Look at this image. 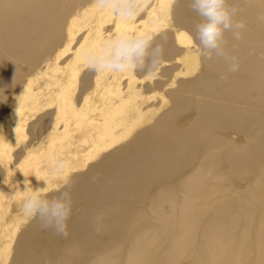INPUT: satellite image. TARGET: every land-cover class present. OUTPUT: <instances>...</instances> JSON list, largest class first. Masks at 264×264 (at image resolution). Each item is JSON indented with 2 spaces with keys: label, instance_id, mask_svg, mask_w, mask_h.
<instances>
[{
  "label": "bare ground",
  "instance_id": "bare-ground-1",
  "mask_svg": "<svg viewBox=\"0 0 264 264\" xmlns=\"http://www.w3.org/2000/svg\"><path fill=\"white\" fill-rule=\"evenodd\" d=\"M146 1L128 20L100 0H0V264H264V0H229L245 29L240 41L225 34L240 61L227 75L197 41L179 45L199 20L188 0ZM124 32L156 35V74L86 70L84 51ZM197 60L200 74L181 79ZM167 74L180 78L164 92L171 106L141 125L165 103L147 93ZM190 103L193 116L175 122ZM25 125L30 141L10 162ZM66 180L73 212L61 236L20 209L27 193L56 195Z\"/></svg>",
  "mask_w": 264,
  "mask_h": 264
},
{
  "label": "clouds",
  "instance_id": "clouds-1",
  "mask_svg": "<svg viewBox=\"0 0 264 264\" xmlns=\"http://www.w3.org/2000/svg\"><path fill=\"white\" fill-rule=\"evenodd\" d=\"M110 7L114 15L131 20L138 13V0H100ZM188 7L199 18L195 23L193 40L200 46L203 60H222L227 65L225 75L239 71V57L234 54L235 45L229 47L225 38L230 33L234 41L242 39L244 21L237 19L239 9L229 6V0H188ZM156 35L151 32L119 33L99 47H90L83 53L86 70L93 72L143 73L154 76L162 61L164 49L154 43ZM54 169L62 170L64 164L57 162ZM27 193V183L24 185ZM72 185L65 181L56 195L34 189L21 202V212L38 221L42 230L51 229L57 235L68 234V221L73 212Z\"/></svg>",
  "mask_w": 264,
  "mask_h": 264
},
{
  "label": "rangeland",
  "instance_id": "rangeland-1",
  "mask_svg": "<svg viewBox=\"0 0 264 264\" xmlns=\"http://www.w3.org/2000/svg\"><path fill=\"white\" fill-rule=\"evenodd\" d=\"M149 2V0H147L146 1V3H145V5L147 4ZM144 7H142V9H143ZM140 13H141V11H139L138 13H137V15H140ZM84 18V17H83ZM83 18H81L80 19V21H82L83 20ZM166 20H167V22H169V23H171L172 22V16L170 15V14H168L167 15V17H166ZM110 24H107V25H105V26H109ZM187 35H188V37H189V39L186 41V42H183V43H179V45H181L182 47H187L188 45H191L193 42L191 41L193 38H192V34L191 33H189V32H187ZM74 45H75V43H74V41L71 43V50H70V52L72 51V49L74 48ZM195 51L196 52H198V48L197 47H195ZM70 52H68V53H65V54H63L62 56H61V58H60V60H59V63H62L63 62V60L65 59V57L67 56V55H70ZM192 67L194 68V72L192 73V74H186V75H182L183 77H181V79L183 78V80H186L188 77H190V76H192L193 74L194 75H198V74H200V70H202L203 69V64L201 63V61H199V60H197L193 65H192ZM80 74V76H81V73H79ZM79 74L77 75V78H76V80H75V82H74V85L71 87V89H72V91L74 92V94L72 95V100H73V102L75 103V105H78L77 103H76V101H77V99H76V94H77V92H78V88H79V86L81 85V80H79L80 79V76H79ZM79 76V77H78ZM79 78V79H78ZM161 78H162V80L163 81H165V83L163 84V86H162V88L160 89V90H158V91H156V92H148L147 93V95H148V97H149V102L150 103H152V104H156V102H159L161 99H163V100H165V103L160 107V109H151L148 113H145L143 116H141V118H142V123H141V125H143V124H147V123H150L152 120H153V118L156 116V114H158L160 111H162L163 109H166L167 107H169V106H171V102L167 99L166 100V96H165V91L168 89V88H174L175 86H177V82H176V79L177 80H179L180 78L179 77H176V78H174L173 80H170L169 79V76H168V74L167 75H163V76H161ZM179 78V79H178ZM79 83H80V85H79ZM50 86H55L54 84L52 85H50ZM30 106H28L27 108H29ZM79 116H83V114L81 113V114H79ZM174 116H175V122H177L179 119H187V118H191L192 116H193V106H192V104L190 103V104H188L186 107H181V108H179V109H175V114H174ZM71 118H74V117H71ZM119 126H116L114 129H116V128H118ZM84 128V127H83ZM19 137L18 138H16V139H14V144H13V147H12V149H11V154H10V162H15V163H17L19 160H16L17 159V157L15 156V152H17L18 150H20L22 147H24V145L25 144H27L29 141H30V134H29V127L27 126V125H25L24 126V128L22 129V131H21V133L19 132ZM230 135V137L233 139V140H238V138H239V136H238V134H236V133H230L229 134ZM76 137H77V132L76 131H74L73 132V134L71 135V138L73 139H76ZM81 142V144H82V147L84 148V147H87L88 146V144H89V141H80ZM104 147V148H107V147H109V144L108 143H105L104 145H101V146H99V147ZM98 148H96V147H91V151L88 153V155L89 156H91V155H93V153L94 152H96V150H97ZM35 156H38V154L37 155H35ZM34 156V157H35ZM45 163H46V161H44ZM44 162H42L43 164H44ZM34 166V164L31 162V163H29V166H27V167H25V168H21L20 170L22 171V170H26V169H30V168H32ZM70 165L68 164V163H65L64 164V167H63V170H64V172H66V173H71V171H72V168H70L69 167ZM64 183H65V181H63ZM62 182V183H63ZM49 183H51V182H49ZM61 183V184H62ZM243 182H241L240 183V185L242 184ZM60 184V185H61ZM59 185V187H61L62 188V186H60ZM58 187V186H57ZM58 187V188H59ZM53 188V187H52ZM54 188H56V187H54ZM61 188H59V189H61ZM50 191H53V190H50ZM17 203H16V201H14V200H10L9 201V205H8V208L9 209H11V208H14L15 207V205H16ZM28 220H30V218H28ZM26 222V221H25ZM24 224V223H23ZM17 230H19V228L17 229ZM8 260V259H7ZM7 260L5 261V263L7 262Z\"/></svg>",
  "mask_w": 264,
  "mask_h": 264
}]
</instances>
